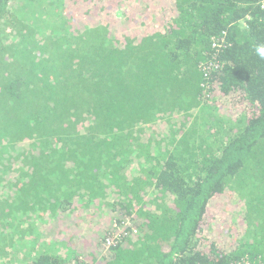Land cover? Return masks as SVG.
I'll return each mask as SVG.
<instances>
[{
    "label": "trees",
    "instance_id": "16d2710c",
    "mask_svg": "<svg viewBox=\"0 0 264 264\" xmlns=\"http://www.w3.org/2000/svg\"><path fill=\"white\" fill-rule=\"evenodd\" d=\"M12 1L0 264H264L261 0Z\"/></svg>",
    "mask_w": 264,
    "mask_h": 264
},
{
    "label": "rangeland",
    "instance_id": "374dc122",
    "mask_svg": "<svg viewBox=\"0 0 264 264\" xmlns=\"http://www.w3.org/2000/svg\"><path fill=\"white\" fill-rule=\"evenodd\" d=\"M10 5H11V10L12 11H14V12L18 11V9H17V7L19 6L18 5V2H16L15 0H13L10 3ZM19 12H20L21 18L23 19L24 18L23 11L22 10H19ZM116 14H117V16H118V18L120 20H123L124 16H123L122 10H118L116 12ZM34 15H35V13L32 14V16H34ZM194 113L195 112H193V114ZM171 123L173 124V126H174L175 129H178V128L181 127V118H179V116H177L176 118H173L172 119ZM138 129L141 130V135H140L141 139L146 140V139L151 138V139H158L159 140V139H162V138H164L165 136H167L169 134L168 131L170 130V127L167 124H165V125L152 124V125L142 126L141 128H138ZM29 144H31L30 141H27L24 148H29L30 147ZM6 175L7 174H6V170H5L3 172V174L1 175V177L5 178ZM131 175L132 176H135L136 174L135 173H131ZM5 183H7V182H5ZM6 191H7V189H6ZM1 192L4 193L5 190L2 189ZM107 194H109V200L110 201H112V200L115 199V197H114V195H113V193L111 191L109 193H107ZM236 201H237V199L235 198L234 203H236ZM89 210H90V208H89ZM236 216H238V215H236ZM231 239L232 238H229L228 241H230ZM36 244H37V242H36ZM41 245L42 244H37L38 247H36V250L41 249V248L44 249V246L45 245H43V246H41ZM58 246H59V244H57L56 247L52 248L51 249L52 252L56 250L55 253L59 254L60 257H62L63 259H67L68 256L66 254H64V252L62 250V247L61 248H58ZM29 249H30L29 246L24 245V247L22 248V250L18 252L19 254H17V253L13 254L10 257V259L16 260V261L23 260V258H26L28 256Z\"/></svg>",
    "mask_w": 264,
    "mask_h": 264
},
{
    "label": "built area",
    "instance_id": "2783aa9c",
    "mask_svg": "<svg viewBox=\"0 0 264 264\" xmlns=\"http://www.w3.org/2000/svg\"><path fill=\"white\" fill-rule=\"evenodd\" d=\"M259 7L261 8V9H264V0H261L260 2H259ZM243 27H245L246 26V22L243 20L241 23H240ZM107 245H110V244H112V241L110 240V239H107ZM245 264H248V263H245Z\"/></svg>",
    "mask_w": 264,
    "mask_h": 264
},
{
    "label": "clouds",
    "instance_id": "9594fccd",
    "mask_svg": "<svg viewBox=\"0 0 264 264\" xmlns=\"http://www.w3.org/2000/svg\"><path fill=\"white\" fill-rule=\"evenodd\" d=\"M240 27H242V28H245V27H243L241 24H240ZM257 52L259 53V55L261 56V57H264V46H260V47H258L257 48Z\"/></svg>",
    "mask_w": 264,
    "mask_h": 264
}]
</instances>
